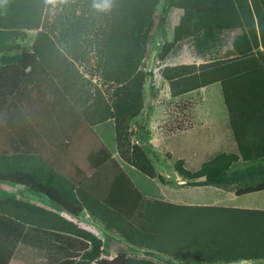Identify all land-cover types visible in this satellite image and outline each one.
<instances>
[{
  "label": "trees",
  "instance_id": "trees-1",
  "mask_svg": "<svg viewBox=\"0 0 264 264\" xmlns=\"http://www.w3.org/2000/svg\"><path fill=\"white\" fill-rule=\"evenodd\" d=\"M59 1L51 16L50 0H0L4 35L13 28L38 29L32 50L0 66V181L31 188L75 215L88 209L110 231L139 247L162 240L160 251L180 253L172 238L166 243L164 230H180L182 222L192 229L195 262L264 259V209L179 205L147 197L93 127L114 117L123 159L164 180L148 146L135 145L131 152L128 131L130 118L146 105L142 63L161 0ZM168 2L184 9L175 26L176 40L242 29L233 41L234 56L165 69L174 96L221 82L237 142V151L221 152L196 171L187 169L183 159L176 168L188 177L206 175L201 183L221 184L233 164L243 160L248 166L236 173L257 179L237 192L263 190L264 0ZM93 57L102 84L117 85L112 102L80 70L79 63L90 64ZM77 105L84 116L75 112ZM13 106L19 110L14 112ZM71 176L77 190L68 182ZM151 232L163 236H148ZM22 242L63 250L65 259L59 264H164L124 253L105 257V242L95 231L52 206L0 197V264H11Z\"/></svg>",
  "mask_w": 264,
  "mask_h": 264
},
{
  "label": "rangeland",
  "instance_id": "rangeland-1",
  "mask_svg": "<svg viewBox=\"0 0 264 264\" xmlns=\"http://www.w3.org/2000/svg\"><path fill=\"white\" fill-rule=\"evenodd\" d=\"M168 1L170 0H161L159 3L155 13V23L147 35L148 54L142 63V69L145 72L143 93L145 96V103L146 101L149 104L158 103L160 106L165 107L164 112L166 116L165 114L157 116V118H159L158 120H160V124L163 123L164 120L172 121L175 125L173 126L174 128L178 127V125L182 126V122L186 124L183 120L184 111L181 109V105L183 103L191 105L192 108L199 104L197 106V112L200 113L201 117L208 118L210 123L206 126L199 127L198 130L192 134H185V137H183L180 145V147H184L187 152L186 155H188L189 158H198L199 160V158L204 156L206 153H213L221 149L218 146L219 143H223V139L221 136L219 140L217 138L219 136L218 132L221 130L219 127H222L223 131H225L227 127L229 137L231 136V129L229 126H226V120L224 121V113L222 111V108L224 109L226 107V103L224 100L221 84L214 83L213 85L209 86V88L203 92L202 98L197 92L189 95H187L189 93L188 92L174 96L172 84L165 77V69L167 66L176 64L196 63L197 65H201L219 58L234 56L232 53V50L234 49L233 41L237 35L242 33V29H226L222 31H216L214 33L200 32L196 35L176 40L175 26L179 23L180 18L184 13V9L178 7L175 3H170ZM58 2L60 1L50 0L48 14L51 16L56 13L59 4ZM0 28V66L6 62L17 60L25 50L33 49L38 29L13 28L9 35L5 34V36L3 34V30L7 28L3 26ZM95 62V58L93 57L90 64L79 63L80 70L88 77L93 79V89H95V83H97L99 88H97L96 91H102L103 95L105 96L104 98L112 102L116 95L114 90L117 85L114 83L111 85L102 84L101 75L99 70H96L97 64H95ZM99 92H96L97 95H99ZM36 93L37 92L35 90L31 91L33 96H35ZM11 102L14 103V97L11 99ZM18 108L19 107L14 108L13 106L14 112L19 110ZM164 112L162 111V113ZM146 114L147 113L144 114V117L142 116V118L145 120ZM139 115L130 118L131 120L129 119V133H133L131 127L136 123L135 121L138 119ZM147 119H149V117ZM158 120L157 122L159 123ZM115 121L116 120L114 117H110L96 126L99 132L105 138L104 141L112 150L113 155L120 159L124 164L126 161L123 159L117 146V123ZM151 124H154L152 129L155 132L157 129L156 122L152 121ZM0 136L2 135L0 134ZM152 139L155 143H157V133H154ZM130 140V148L132 152L134 151L132 148L135 145H141L140 143L143 140L142 134H140V136L136 139L130 135ZM140 140L141 142H139ZM169 141L170 144H174L178 141V137H171ZM193 152H195V154H193ZM262 162H264V157L262 158ZM256 179V177L249 175L247 180L243 177V183L247 185V183L249 184L252 181H256ZM20 189L17 188L15 183L0 181L1 198H8L11 196L19 197ZM78 220L82 225L95 230L105 241L106 256H111L115 252V248L122 250L121 246L117 244L113 234L107 232L102 225L90 220L89 218L83 219L82 216L78 217ZM25 251L26 249L18 248L14 257L15 260H12V264H34V261L35 264H38V261L48 262V260L45 259L46 253L43 250L37 254V257H34V259L31 256H27ZM254 264H264V262L255 261Z\"/></svg>",
  "mask_w": 264,
  "mask_h": 264
},
{
  "label": "crops",
  "instance_id": "crops-1",
  "mask_svg": "<svg viewBox=\"0 0 264 264\" xmlns=\"http://www.w3.org/2000/svg\"><path fill=\"white\" fill-rule=\"evenodd\" d=\"M216 83L221 84V82H216ZM213 84L204 86L199 90L189 92L187 95L194 94L197 92L199 95H201L202 98L203 92ZM198 105L199 104H197L193 108L191 107V105H187L186 103H183L181 105V109L184 111L183 119H190L191 121L194 122V124L188 127L178 129L173 127L175 125L173 124L172 121L164 120L163 123L160 124V120H158L159 118H157V116L165 114L164 112L165 107L160 106L158 103L149 104L146 101V105L143 112L139 115L138 119L135 121L136 123L131 127V130L133 131V133L131 132L133 138L136 139L140 136V134H142L143 140L142 142L141 140L139 141L141 142L140 143L141 146L149 147L150 145L149 150H147V153L150 155V157L153 158L157 171L163 175L164 180H162L159 176L154 177L149 175L147 172L141 170L139 167L135 166L133 163L129 161H126V163L122 165L124 166L126 171L130 174V176L133 178V180L135 181L139 189L142 191V193L150 198L160 199L179 205H191V206L215 205V206L232 207V208L264 209V189L243 193V194H239L237 192L238 188L245 186L242 178L244 172L241 171L240 174L236 173L239 170L246 169V167L248 166V163L243 160H240L233 164V166L229 169V173L226 174L224 178L226 180L221 184L201 183L202 181L207 179L206 175L188 177L182 174L180 170L176 168L175 166L176 162L179 159H183L184 165L187 169L196 171L202 167L205 161L215 157L217 154L221 152L237 151V142L230 123L228 108L226 106L224 109L222 108V111L224 113V121L226 120V126H229L231 129V136L229 137L227 127L225 131H223L222 127H219L221 130L218 132L219 136L217 138L219 140L221 136L223 139V143H219L218 146L221 149L213 153H206L204 156L200 157L199 160L198 158L196 159L189 158L188 155H186L187 152L184 149V147L183 146L180 147L182 139L183 137H185L184 135L192 134L195 131H197L199 127L206 126L207 124L210 123L208 118L201 117L200 113L197 112ZM77 107L79 106L77 105ZM76 110L77 111L75 112L79 113L81 116H84L83 109L79 107ZM162 111L164 113H162ZM145 113H147L145 115L146 120L142 118V116L144 117ZM198 114L200 117L198 116ZM148 117L149 119H147ZM157 120L159 121V123L157 122ZM152 121H155L157 125V129L155 130V132L152 129V127H154V124H151ZM99 124L101 123H95L93 127L97 130L99 135L102 136V134L99 132L96 126ZM142 125L144 126V128H142ZM73 126H72V136L74 139L75 138L78 139L80 133L73 132ZM154 133H157V138H158V140L156 141L157 143H155L152 139ZM175 136L178 137V141L174 144H170L169 140L171 139V137H175ZM193 154H195V152H193ZM68 182L70 183V186H72L71 187L72 190L73 187L74 190L78 189L79 184H77L78 182L76 179H74V176H71ZM16 186L19 189L21 188L19 193V198L21 199H25L29 202H33L39 205H45L47 207L52 206V208L55 211H57L60 215L66 217L67 219L73 220L77 223L79 222L78 224H80L81 226L84 225H82L78 220V217L80 216H82L83 219L89 218L90 220H93L98 224L102 225L107 232L113 234L117 244L122 248V250H118L117 248H115V252L113 254L110 253L112 254L111 256L110 255L106 256V251H105L104 253L105 257H109L113 259L119 253H124L127 255H138L141 257L144 256L148 259H151L156 262H161L164 264H254L255 261L264 262V259H258V260L234 259L231 261L216 262L213 260V261L195 262V258H196L195 254H197V252L195 248H192L190 246V244L193 242L192 239L194 238L193 236H191L192 229L189 230L188 229L189 227H187V225L186 226L184 225L185 228H183L182 222H178L181 225L180 230H168V231L164 230V237L166 243L167 242L170 243L171 240L169 239L172 238L173 242L176 243L175 246H178L182 249L180 253H174L172 252V250L168 252L160 251L157 247H160V244H162V240H157L156 243H154V245L152 246L139 247L128 242L120 235H117V233L108 230L105 227V225L99 221L98 218L92 216V214L88 209H85L79 215H75L70 213L67 209L63 208L58 203L50 201V199L46 197L44 194L37 193L33 191L31 188H28L26 186L23 187V185L21 184H16ZM86 190L87 191L91 190L92 192H95L94 188L92 187H88ZM176 212L179 214V211ZM179 232H182V234L178 238ZM148 236H163V235L161 233L151 232L148 234ZM177 238L180 241V243L177 242ZM105 244L106 243H104V247ZM19 246L18 248L26 249L25 253L27 254V256H31L33 259L34 257L36 258L37 254H39L42 250L45 251L46 253L45 259L48 260V262L38 261V264H45V263L59 264L61 260L65 259L64 256H57V255H63L64 253L63 250L57 251L48 248L43 249L41 247L25 244L24 242L20 243Z\"/></svg>",
  "mask_w": 264,
  "mask_h": 264
},
{
  "label": "clouds",
  "instance_id": "clouds-1",
  "mask_svg": "<svg viewBox=\"0 0 264 264\" xmlns=\"http://www.w3.org/2000/svg\"><path fill=\"white\" fill-rule=\"evenodd\" d=\"M183 120H184V122H185L186 124H184V123L182 122V123H181L182 126H179V125H178V127H176V128L180 129V128L188 127V126H190V125L193 124V121H191L190 119H183ZM189 122H190V123H189ZM188 124H189V125H188ZM92 264H97V261H96V262H93Z\"/></svg>",
  "mask_w": 264,
  "mask_h": 264
}]
</instances>
